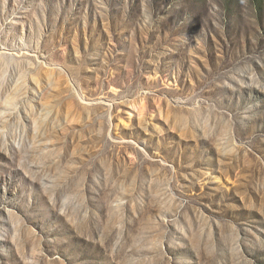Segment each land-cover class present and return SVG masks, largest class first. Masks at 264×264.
I'll use <instances>...</instances> for the list:
<instances>
[{
    "label": "rangeland",
    "instance_id": "obj_1",
    "mask_svg": "<svg viewBox=\"0 0 264 264\" xmlns=\"http://www.w3.org/2000/svg\"><path fill=\"white\" fill-rule=\"evenodd\" d=\"M0 264H264V0H0Z\"/></svg>",
    "mask_w": 264,
    "mask_h": 264
}]
</instances>
